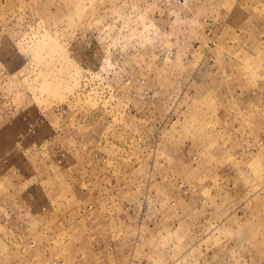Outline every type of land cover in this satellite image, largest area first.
Returning <instances> with one entry per match:
<instances>
[{
    "label": "rangeland",
    "instance_id": "1",
    "mask_svg": "<svg viewBox=\"0 0 264 264\" xmlns=\"http://www.w3.org/2000/svg\"><path fill=\"white\" fill-rule=\"evenodd\" d=\"M0 264H264V0H0Z\"/></svg>",
    "mask_w": 264,
    "mask_h": 264
}]
</instances>
